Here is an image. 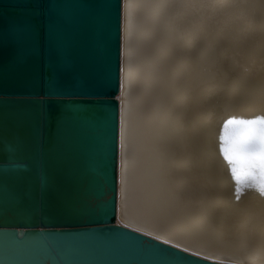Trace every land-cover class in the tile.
<instances>
[{"label": "water", "instance_id": "1", "mask_svg": "<svg viewBox=\"0 0 264 264\" xmlns=\"http://www.w3.org/2000/svg\"><path fill=\"white\" fill-rule=\"evenodd\" d=\"M123 0H0V264H239L118 221Z\"/></svg>", "mask_w": 264, "mask_h": 264}, {"label": "bare ground", "instance_id": "2", "mask_svg": "<svg viewBox=\"0 0 264 264\" xmlns=\"http://www.w3.org/2000/svg\"><path fill=\"white\" fill-rule=\"evenodd\" d=\"M119 222L264 264V191L225 155L264 115V0H123Z\"/></svg>", "mask_w": 264, "mask_h": 264}, {"label": "snow or ice", "instance_id": "3", "mask_svg": "<svg viewBox=\"0 0 264 264\" xmlns=\"http://www.w3.org/2000/svg\"><path fill=\"white\" fill-rule=\"evenodd\" d=\"M229 123L234 124L226 139L229 163L264 191V115Z\"/></svg>", "mask_w": 264, "mask_h": 264}]
</instances>
